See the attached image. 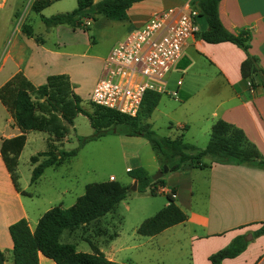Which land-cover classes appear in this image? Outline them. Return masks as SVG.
I'll use <instances>...</instances> for the list:
<instances>
[{
    "label": "crops",
    "instance_id": "obj_1",
    "mask_svg": "<svg viewBox=\"0 0 264 264\" xmlns=\"http://www.w3.org/2000/svg\"><path fill=\"white\" fill-rule=\"evenodd\" d=\"M183 1L185 0H148L133 5L128 10L126 19L114 21L121 31L114 38L110 50L131 30L142 27L154 14L181 6ZM161 2L165 3L164 9L154 10ZM218 12L224 28L232 32L240 28L250 31L248 52L257 60V66L264 70V0H221ZM90 21L94 20L84 22ZM197 23L199 32L206 29L204 20L198 19ZM4 42L0 39V87L18 72H22L34 86L45 84L50 75H68L57 70L51 71L47 66L49 63L45 54L49 52L40 47L45 46V40L37 44L33 38L21 36L18 32L6 51ZM105 56L101 59L102 67ZM246 56L245 51L232 43L208 44L199 39L197 34L188 40L181 57L166 76L165 92L160 93L177 102L183 115H188L175 125L169 124V128L176 127V134L170 138L182 137L184 140L185 132L195 127L196 133L191 136V144L199 150L204 149L206 146H199L198 141L204 137H208L209 141L213 125L222 120L242 130L264 159V85L258 74L252 76L254 87L250 79L243 77L241 66ZM160 102L161 98L154 111L158 110ZM9 115L0 102V146L4 139L20 134ZM32 133L34 132L27 133L25 146L28 145ZM41 138L46 142L53 139L45 133ZM128 138L132 139L130 143H149L140 137ZM149 145L151 147L150 143ZM152 150L154 158L159 159L154 171L156 172L162 168V162L155 150ZM36 152L39 151H35L30 158ZM205 162L209 163V159H205ZM136 167L140 166L133 168ZM130 169L132 167L126 168L127 171ZM9 176L0 154V255L3 264H14L8 227L20 219H25L33 231L40 217L51 209H45L31 217L32 211L29 207L33 205V195L29 193L28 197L18 193ZM163 177L165 187L160 189L159 195L166 196L174 188L175 203L185 213L186 220L158 235L140 236L144 238V242L138 246L145 244L158 249L163 241L174 242L176 246L185 242L186 264H211L209 256L227 247L235 237L244 235L249 242L246 249L234 258L224 259L221 264H264V235L252 238V233L264 222V167L211 164L204 169L189 168L168 172ZM133 182L131 179V183ZM21 190L25 191L23 188ZM167 204L166 201L162 206ZM115 252V248L111 250L108 259L119 264ZM39 264L55 263L40 254Z\"/></svg>",
    "mask_w": 264,
    "mask_h": 264
},
{
    "label": "trees",
    "instance_id": "obj_2",
    "mask_svg": "<svg viewBox=\"0 0 264 264\" xmlns=\"http://www.w3.org/2000/svg\"><path fill=\"white\" fill-rule=\"evenodd\" d=\"M57 0H34L31 10L40 14ZM61 1V0H58ZM77 7L71 12L56 14L48 18L41 17L47 28L57 25H69L79 28L86 20H95L103 16L111 21L126 19L128 10L135 4L148 0H76ZM221 0H194L200 17L206 22V29L198 32L197 37L208 44L232 43L246 52L241 72L244 78L252 81L253 74H258L264 85V70L257 66V60L248 52L251 33L248 29L230 31L224 28L218 7ZM88 29V28H87ZM23 34L33 38L29 26L22 28ZM161 94L148 91L142 102V113L145 122L116 111L95 106L93 114L86 112L81 106V98L74 92L70 78L66 74H54L46 78L43 85L34 86L22 72L16 73L0 87V102L10 114L14 126L20 134L11 139H4L0 154L14 189L23 196L30 197L28 192L19 186L17 171L19 156L26 144L27 133L43 132L60 143L70 133L73 121L78 115L85 116L93 134L79 137V147L85 143L99 139L109 133L117 135L140 137L147 140L158 154L162 165H167L169 172H179L185 169H204L211 164L253 165L264 167V159L256 146L252 144L242 130L222 120L217 121L211 130L209 141L204 149L199 150L191 143L181 138L159 136L146 123L157 107ZM140 109V110H141ZM138 115V114H137ZM137 117V116H136ZM78 148L71 151L59 150L40 152L37 156L45 157L39 163L37 156L30 158L33 166L30 184L38 181L44 169L55 165L61 159L74 157ZM204 159H209V163ZM130 179L137 181V190L148 192L151 196L160 194L165 187L164 177L152 180L142 168L128 170ZM175 189L166 195L168 204L155 215L143 221L136 229V234L152 237L164 230L183 223L186 215L175 203ZM128 196V188L115 182L91 184L85 193L77 198L69 208L53 207L46 211L38 220L34 230H30L25 219H20L8 227L9 238L12 241V256L14 264H39V255L52 260L55 264H114L103 252L93 253L76 251L73 244L62 243L60 237L64 231L73 232L81 226H86L108 213ZM264 235V222L258 230L252 233V238ZM246 236L235 237L231 243L209 256L211 264H221L224 259H230L241 254L248 245Z\"/></svg>",
    "mask_w": 264,
    "mask_h": 264
},
{
    "label": "rangeland",
    "instance_id": "obj_3",
    "mask_svg": "<svg viewBox=\"0 0 264 264\" xmlns=\"http://www.w3.org/2000/svg\"><path fill=\"white\" fill-rule=\"evenodd\" d=\"M33 1L0 0V39L5 41V51L18 32L26 37L22 28L29 26L34 36L33 40L37 44L45 40V46L40 47L49 52L45 54L49 63L47 66L52 69L51 71L57 70L69 75L74 92L82 100V108L93 114L95 107L90 104L89 99L101 73V59L112 47L114 38L121 28L103 16H96L94 21L84 22L79 28L69 25L47 28L43 25L41 17L48 18L71 12L77 7V1H57L40 14L31 10ZM99 1L101 0L96 2ZM164 4L158 3L154 10L164 9ZM199 19L205 22L203 17ZM183 114L177 102L162 94L158 110H155L146 122L151 124L159 136L172 137L176 134V127L169 128V124L175 125L182 118L188 117L187 114L186 116ZM135 118L140 123L145 122L142 109ZM195 133V127L185 132L184 142L192 143L191 136ZM42 134L44 133L31 134L30 141L18 162L20 187L33 195L31 200L33 205L29 207L32 211L31 217L48 208H69L85 193L87 186L114 182L115 178V183L128 188L126 199L105 217L81 226L76 231L70 233L65 231L60 241L73 244L78 252L93 253L101 250L107 258H110L111 250L115 248L119 264H186L185 242L180 243L181 246H176L174 242L163 241L158 249L147 247L145 244L138 246L144 242V238L136 234L135 227L155 215L167 201L163 195L151 196L144 194L146 192L131 190L133 183L126 173V168L138 165L146 170L151 178L157 172L154 171L159 159L154 158L149 143L143 145L136 141L130 143L132 139L128 136L109 133L79 147V137L93 134L88 119L83 115L76 116L69 135L60 143L54 142L53 139L43 141ZM207 143L208 137L198 141L201 147H205ZM49 148L53 152L77 148L78 151L74 157L61 159L55 165L44 169L38 182L30 186L33 168L29 158L35 151H39L35 154L37 156L40 150L48 151ZM37 159L40 162L45 157L37 156Z\"/></svg>",
    "mask_w": 264,
    "mask_h": 264
},
{
    "label": "built area",
    "instance_id": "obj_4",
    "mask_svg": "<svg viewBox=\"0 0 264 264\" xmlns=\"http://www.w3.org/2000/svg\"><path fill=\"white\" fill-rule=\"evenodd\" d=\"M199 17L194 0H185L181 6L156 13L142 27L131 30L105 56L89 101L136 117L147 90L165 92L166 76L188 40L199 32Z\"/></svg>",
    "mask_w": 264,
    "mask_h": 264
},
{
    "label": "water",
    "instance_id": "obj_5",
    "mask_svg": "<svg viewBox=\"0 0 264 264\" xmlns=\"http://www.w3.org/2000/svg\"><path fill=\"white\" fill-rule=\"evenodd\" d=\"M168 172H169L168 166L167 165H163L161 169L157 170L156 174L152 177V180L156 181L157 179L162 178ZM131 190H133V191L137 190V181L134 180L133 187H132ZM0 264H3V260H2L1 255H0Z\"/></svg>",
    "mask_w": 264,
    "mask_h": 264
}]
</instances>
